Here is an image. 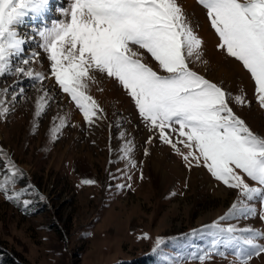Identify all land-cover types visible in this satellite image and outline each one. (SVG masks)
I'll use <instances>...</instances> for the list:
<instances>
[{"label": "rangeland", "instance_id": "obj_1", "mask_svg": "<svg viewBox=\"0 0 264 264\" xmlns=\"http://www.w3.org/2000/svg\"><path fill=\"white\" fill-rule=\"evenodd\" d=\"M180 4L185 14L195 21L193 24L187 19L202 41L200 55L210 54V64L217 65L222 74L214 73L212 67L203 73L195 70L193 65L201 59L190 60V67L229 92V106L235 114L253 132L264 137V108L255 99V84L250 73L241 62L217 47L218 36L198 0L192 2V7L198 10L192 9L186 0H181ZM56 16L57 20L64 18L58 11ZM204 28L210 34L205 41L201 35ZM34 39L32 46L37 48L38 55H43L38 48V38ZM23 48L27 54L28 46ZM138 51L145 62L157 68L150 54ZM43 73L45 81L51 79L53 100L30 128L27 127L29 108H19V102L23 97L27 100L25 93L35 83L22 76L19 78L24 80L19 83L14 75L0 77V92L7 89L0 99L7 101L8 109L0 116V180L9 175L10 162L23 173L16 178V183L8 185L10 192L32 186L20 203L6 200L0 193V264L3 256L10 259L9 264H116L143 257L147 259L146 264H170L172 260L177 264H201L192 254L208 250L213 238L207 232H192L224 215L236 202L238 190L217 181L202 162L197 166L192 161L189 167L170 145L161 142L158 132L145 125L134 101L115 78L92 72L93 76L101 77L104 85L112 83L110 87L119 91L125 106L121 109L113 104L111 116L100 107L103 113L98 115L102 118L90 125L71 98L59 89L50 69ZM22 86L25 87L23 93H18L13 100V93ZM238 95L245 98V104L232 99ZM53 103L65 104V107L69 104L74 108V116L77 114L73 120L64 118L65 126L55 140L51 139L50 129L59 124L60 119L47 126ZM129 122L138 128L136 134L128 131ZM121 132L125 133L123 140ZM172 137L173 140L178 138L176 134ZM127 140L132 141L130 157L136 167L121 159L120 148ZM177 147L181 152L188 151L182 144ZM84 179L95 183L83 184ZM246 182L257 186L250 178H246ZM41 196L44 199H40ZM25 199L32 201L27 208L22 204ZM250 203L257 215L225 220L222 226H250L264 232L259 199ZM145 233L147 239L142 238ZM157 237L164 238L165 242L159 251L153 252ZM257 242L264 244V238H257ZM219 249L225 255L213 254L204 264H239L234 247L221 244ZM248 264H264V253L253 255Z\"/></svg>", "mask_w": 264, "mask_h": 264}, {"label": "snow or ice", "instance_id": "obj_2", "mask_svg": "<svg viewBox=\"0 0 264 264\" xmlns=\"http://www.w3.org/2000/svg\"><path fill=\"white\" fill-rule=\"evenodd\" d=\"M198 3L206 9L207 20L218 36L217 47L250 73L255 99L264 108V0ZM48 5L49 0H0V77L22 76L39 85L36 90L43 95L36 97L35 117L41 116L52 97L43 83L45 74L31 66L33 61L40 63L38 53L29 50L25 54L23 45L30 38L21 34L18 26L30 13L33 19L42 17ZM58 11L64 18L44 22L34 32L38 48L47 53L51 76L75 103L86 123L91 125L102 118L98 115L102 109L87 94L91 73L99 71L122 85L145 125L157 131L160 141L170 145L189 167L192 161L197 166L202 162L217 181L238 190L236 202L224 215L193 230L192 234L202 231L213 238L209 249L193 253V258L204 264L213 254L223 257L221 244L234 247L239 264H248L253 255L264 253V244L257 242V238H264V232L250 226L221 224L257 215L250 203L257 199L261 204L259 217L264 220V137L235 114L229 106V92L190 67L191 58H199L202 41L189 25L178 0H70L66 8ZM138 49L150 54L157 68L145 62ZM17 94L13 93V100ZM232 99L238 104L246 103L240 95ZM7 111L0 99V116ZM64 126L65 119L61 117L59 124L50 129L52 140ZM172 134L178 138L173 140ZM124 137L121 132L120 139ZM177 144L188 149L187 153L181 152ZM120 151L121 159L136 167L130 157L132 141H125ZM9 167V175L0 180V193L6 200L20 203L32 186L10 192L8 185L16 183L23 173L10 162ZM140 178L143 179L142 173ZM246 178L257 186H250ZM82 183L92 185L95 181L84 179ZM31 203L28 199L22 201L25 208ZM142 238L147 239L148 234ZM164 242V238L157 237L153 252L159 251ZM170 264L177 262L172 260Z\"/></svg>", "mask_w": 264, "mask_h": 264}, {"label": "bare ground", "instance_id": "obj_3", "mask_svg": "<svg viewBox=\"0 0 264 264\" xmlns=\"http://www.w3.org/2000/svg\"><path fill=\"white\" fill-rule=\"evenodd\" d=\"M51 1L52 0H49L48 10L43 14L42 17L41 16H37L35 19H33L32 18V14L30 13L29 16H27V17L24 18L23 24L18 26V30L20 31V33L30 38L28 40V42L25 45H23V47L24 46H28V50H33V49L36 50L37 49V48L35 49L32 45H33V42H35L34 41L35 40L34 38H37L36 35L33 36V34H35L34 29H38V27L34 28V26L32 24L30 26L28 24L29 23H32V22L38 23V21H41V22L44 21V22H47V23H50L52 21V18L49 19V17H51V6H50V2ZM186 2H187V4L190 3L191 4V7L193 6V4H192L193 0H186ZM178 3L181 6V4H180L181 3V0H178ZM182 7H183V5H182ZM62 8H64V7H60L59 9H62ZM192 9L198 10L197 8H194V7H192ZM57 11H58V9H57ZM186 17H187V19H188V21L190 23H193V24L195 23V21H193V19H191L192 17H190L189 14L186 13ZM56 18L57 17H55L54 19H56ZM48 19H49V22L47 21ZM201 35H202L204 41H205L206 38H208L210 36V34L208 32L206 33V29L205 28H204V31L201 32ZM42 51H43V49H42ZM210 52H212V51H210ZM43 55H38V57L40 59V63H36L35 61H33L31 66L34 67L37 71L46 72V71H48L50 69V62L47 60V53H44L43 52ZM209 55L210 54H208V55H203V54L202 55H199V58L198 59H201V60L195 63L196 66L193 65L194 69L197 70V71H199V72H202L203 73L204 71H207V69L209 67H212L214 73H217L218 75H221L222 74L221 69H219V67H217L216 64H215L216 66H212L210 64ZM213 55H216V54H213ZM196 59H197L196 57L191 58L192 61H195ZM217 61H218V59H217ZM224 68H226V67H224ZM92 77L93 78L91 80L87 81V94L91 95L93 97V99L97 101V103H98V105L100 107H104L106 109L107 115H110L111 116L113 114V113L111 114V112H112V109L111 108H112L113 104H116V108L123 109L122 107L125 106L124 105L123 98H122V96L119 95V93H118L119 91L113 90V88L110 87V85L112 83L111 84L110 83L109 84L106 83V85H107L106 86V85H104V83H102L101 77L98 78V76L97 77L95 75L93 76V74H92ZM17 80H19V82H21L24 79L23 78H16V81ZM43 83L45 85L46 91L53 98V94L54 93H53V88H52V85H51V79L49 81H44ZM38 86H39L38 84H35L31 88L28 87L29 90H28V92L25 93V95L27 96V100H25L26 98L23 97L20 100V102H19V108H24L25 106H26L27 109L29 108V111L27 112L28 113L27 114L28 115V120H29V122L27 124V127L28 128L32 127V125L36 123V121H35L36 120V117L34 115L36 97H37V95H43L42 92L41 93H38L37 92L36 89H37ZM24 88L25 87H23V86L20 87L19 88V91L17 93H19V94L20 93H23L24 90L22 92L20 90L21 89H24ZM106 88H109L108 91H107ZM49 89H52V90L49 91ZM67 105H68L67 107H65L66 106L65 104L64 105L62 104L60 106H57V105H55V103H53V108H52L53 113L51 114V116H48V123H47V126L48 127L52 125V122L55 119H60L61 117L65 118V119L70 118L72 120L74 118H76L75 116L77 114L74 116V108L71 105H69V104H67ZM6 106H7V101H4V107H6ZM77 120H79L78 117H77ZM111 120H109V121H111ZM128 126H129L128 131L130 133H132V134H136L139 131V130L136 131V129H138V128H135V126L132 123H130V122H129ZM48 137H49V135H48Z\"/></svg>", "mask_w": 264, "mask_h": 264}, {"label": "trees", "instance_id": "obj_4", "mask_svg": "<svg viewBox=\"0 0 264 264\" xmlns=\"http://www.w3.org/2000/svg\"><path fill=\"white\" fill-rule=\"evenodd\" d=\"M9 261L10 259L6 256H3L2 258V264H9ZM147 263V259L145 257L143 258H138V259H135L133 261H130V262H127V261H124V262H120V263H116V264H146Z\"/></svg>", "mask_w": 264, "mask_h": 264}]
</instances>
